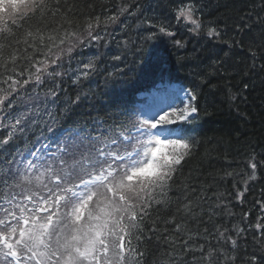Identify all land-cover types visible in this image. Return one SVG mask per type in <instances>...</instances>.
I'll list each match as a JSON object with an SVG mask.
<instances>
[{"label": "trees", "instance_id": "trees-1", "mask_svg": "<svg viewBox=\"0 0 264 264\" xmlns=\"http://www.w3.org/2000/svg\"><path fill=\"white\" fill-rule=\"evenodd\" d=\"M153 1L60 0L61 5L73 7L71 15L53 17L46 10V28L39 27L38 18H34L30 22L33 25L31 37L22 36L20 44L11 45L0 40L4 45L0 49V98L12 94L8 99L12 101L10 111H18V95L28 96L32 88L17 85L14 92L8 77L13 76L21 82L28 78V71L18 77L16 73L28 66L30 59L33 63L46 58L51 60L55 51L73 39V36L66 38V33H84L89 22L101 39L73 51L63 66L56 69L63 73L62 83L57 78L61 99L52 112L59 127L79 125L81 129L98 133L97 128L107 125L96 122L111 123L110 117L121 107L132 106L138 88L152 86L167 75L176 82L184 81L198 95V119L187 125L194 130L196 150L177 173L176 182L166 190V196H156L157 200L166 202L153 203L150 215L141 224L143 235L139 240L132 239L131 247L135 252H130L131 264L137 261L140 264H244L253 251L257 255L264 252V235L255 227L258 223L264 227L261 207L264 205V69H261L264 65V0H194L198 8L196 15L202 23L222 33L220 39L211 40L205 34L206 27L199 35H194L190 31L191 24L177 20L174 9L189 2L177 0L171 20L166 24L173 36L155 34L151 40L154 44L148 39L129 46L126 40L132 26H136L139 34L142 30L147 33L155 24L154 18L160 16L161 6ZM51 2L55 4L56 0ZM138 2L143 7L141 14L134 9ZM112 16H117L115 22L108 19ZM96 17H99L98 24ZM7 24L13 27L11 20ZM133 38L130 37V42L135 41ZM241 38L242 46L232 43ZM24 39L28 40L27 44L23 43ZM123 39L124 43H120ZM177 40L184 46L178 47ZM167 46L172 54L165 57L162 51ZM250 48L256 52L255 61ZM86 54H99L96 56L97 70L87 79L73 84L63 70L80 63ZM114 55H120L121 59L113 60ZM119 61L122 66L116 65ZM253 63L254 70L250 68ZM52 67L50 63L49 71ZM50 86L51 80L45 77V83L34 90L46 92ZM77 95L81 99L73 103ZM201 97L205 100L204 108L199 104ZM226 104L234 108L231 115H227ZM7 106V102L3 104V108ZM28 107V118L22 114L27 122L26 132L18 133L14 143L0 149V168L4 169L20 147L42 136V119L30 105ZM10 131L7 126L0 125V138ZM253 154L258 165L257 180L249 181L248 159ZM3 188L0 185V190ZM240 191H244L242 200L237 198ZM185 204L190 211H185ZM234 226L245 229L235 251L230 243L218 241L216 231L217 227L220 231L226 228L235 238ZM134 235H139V231ZM210 248L213 250L211 257L208 256ZM226 255L236 259L226 260Z\"/></svg>", "mask_w": 264, "mask_h": 264}, {"label": "snow or ice", "instance_id": "snow-or-ice-1", "mask_svg": "<svg viewBox=\"0 0 264 264\" xmlns=\"http://www.w3.org/2000/svg\"><path fill=\"white\" fill-rule=\"evenodd\" d=\"M46 10L48 15L55 17L71 15L73 7L61 5L60 0L55 4L51 0H0V24L4 25L0 27V40L11 45L20 44L22 36L31 37L33 25L30 22L34 18H38L39 27L46 28ZM174 11L177 20L183 19L192 25L190 31L194 35H199L206 27L205 34L210 40L221 38L218 28L205 26L196 15L198 8L194 0L181 4ZM108 19L115 22L117 16ZM9 20L13 27H8ZM96 21L98 24L99 17ZM157 31L174 35L164 23H159ZM154 35L152 33L148 39ZM72 36H75L74 32L66 33V38ZM100 39V34L94 32V25L89 22L88 42ZM23 43L27 44L28 40L24 39ZM80 43L84 45L83 41ZM175 43L178 47L184 46L179 40ZM232 43L242 46L244 41L241 38ZM3 47L0 44V49ZM249 51L255 61L256 52L251 48ZM72 52L73 48L69 47L66 54L71 57ZM96 56L80 63L74 73V84L97 70ZM112 58L121 59L120 55ZM12 61L15 63V55ZM51 64L54 67L49 71L47 58L35 63L30 59L28 66L16 73L18 77L28 71V78L21 82L13 76L8 77L12 91H16L17 85L21 88L25 85L39 87L47 77L51 80L47 96L55 103L60 90L57 78L61 83L63 78V74L56 70L63 66L62 56L51 60ZM255 67V63L250 66L253 70ZM80 99L81 96L77 95L73 103ZM197 100L194 89L176 88L171 80L161 79L158 85L140 97L139 107L125 105L110 117L111 123L97 121V124L107 125L96 129L97 136L91 135L90 131L84 134L79 128H67L58 133L54 127L56 117L47 112L49 120L44 122L43 141L28 148L27 156L17 150L7 162L8 168H0V185L5 187L19 186L17 180L28 184L35 181L41 185L44 177H48V184L43 185L47 195H39L36 199L33 198L35 193L25 195L26 204L13 203V195L0 203V264H31L33 261L35 264H112L108 253L113 248L120 264H124L126 244L127 251L135 252L131 247L132 239L139 240L143 235L141 224L150 215L153 203L166 202L157 200L156 196H166V190L176 182L177 173L196 150L194 130L187 125L199 111ZM6 102L12 103L7 97L0 98V104ZM26 129V118H17L8 135L0 138V149L14 143L17 134H24ZM45 133L56 137L55 145ZM257 166L255 154L249 156V181L257 180ZM244 191L237 193L238 199L242 200ZM261 207L264 210V205ZM16 209H19L18 214ZM184 209L191 210L188 204ZM180 227L178 224L177 230ZM255 227L264 235L261 224ZM137 231L139 235H134ZM216 231L218 241L230 243L235 251L245 229L234 226L235 238L226 228L220 231L217 227ZM212 255L210 248L208 256ZM225 259L234 261L236 257L226 255ZM244 264H264V252L257 255L253 251Z\"/></svg>", "mask_w": 264, "mask_h": 264}, {"label": "rangeland", "instance_id": "rangeland-1", "mask_svg": "<svg viewBox=\"0 0 264 264\" xmlns=\"http://www.w3.org/2000/svg\"><path fill=\"white\" fill-rule=\"evenodd\" d=\"M184 23H186V22L184 21ZM0 27H2V24H0ZM94 32H96V31L94 30ZM80 41H83L84 44H87V45H90L91 43H93V42H91V43L88 42V31H87L84 34H82V36L79 38V40H75V39L72 40V43L68 45V48L72 47L73 51H75V50L77 51V49H80V47L82 46ZM58 54L62 55L63 52L60 51ZM92 57H93V55L86 54L85 58L83 60L82 59L80 60V63L81 62H85L86 63ZM80 63H77L75 65V67L73 68V70L71 72V77L72 78H74V73L76 72V70H77L78 66L80 65ZM11 95H8L6 97L9 99L11 97ZM34 96L37 97V95H34ZM18 97L20 98L19 99V104H18L19 105L18 111L17 110L10 111V109L12 108V103L10 105L8 104V106L6 108H3V104H0V121L3 120L4 122H6L7 126H11L12 127V125L15 123V120L17 118L22 117V114H25L26 117L28 116L27 112H26V109L21 107L23 104H26V105H28V104L32 105L33 103L35 105L37 104V102L35 100H33L32 97L25 98L24 96H21V95H18ZM26 108L29 109L28 106ZM69 162H71V161H69ZM19 182H20V185H21V188L19 189V191H16V192L13 191L11 193V194H14L15 198H16V195L19 196V198L17 200L15 199L16 201L13 200V203L20 202V203L26 204L28 202L24 199L25 195H32L33 193L36 194L33 197L34 199H36L39 195H47V189L43 185L44 184H48V177H44L43 184H41V185H37L35 181H33L31 184H28L26 182H21V181H19ZM10 195H8V194L5 195V198L11 199L12 196H10ZM5 206L7 207L8 205H5ZM30 206L31 205H29V207ZM16 211H17V214H18L19 213V209H16ZM112 258H114V256ZM31 264H32V262H31Z\"/></svg>", "mask_w": 264, "mask_h": 264}, {"label": "bare ground", "instance_id": "bare-ground-1", "mask_svg": "<svg viewBox=\"0 0 264 264\" xmlns=\"http://www.w3.org/2000/svg\"><path fill=\"white\" fill-rule=\"evenodd\" d=\"M154 3H156V4H158V5H160L161 6V10H160V16L159 17H156V18H154V25L153 26H151L150 27V29H148V31H147V33L146 32H144L143 30H142V32H140V34H139V32L138 31H135V27L136 26H132L129 30V36L131 37V39H132V37L134 36V38L133 39H135V41H133V42H130V37L126 40L127 41V43H128V45L129 46H131L132 45V43L135 45V44H140V43H144L145 41H147L148 40V38H146L147 36L149 37L152 33H155V34H157V35H160L161 33H159L158 31H157V28H158V26H159V23H164V24H168L169 22H170V15L172 14L171 12L173 11V8H174V5L176 4L177 5V0H174V3H173V1H171V0H154L153 1ZM183 2H186V0H184ZM140 3L138 2L137 3V5H135L134 6V9H135V11L137 12V13H139V14H141L142 13V11H143V7L141 6V5H139ZM163 6H164V8H163ZM166 6H167V8H166ZM137 24V23H136ZM88 31V29L85 31V32H87ZM84 32V33H85ZM134 32H135V34L136 35H134ZM83 32L82 33H80V34H77V35H75V36H73L72 38L73 39H71V41L67 44V45H65L64 47H62V48H60L59 50H57V51H55L52 55H51V60H53V59H55L57 56H62V58H63V63L67 60V58L69 57L67 54H66V52H67V49H68V45L69 44H71L72 43V40H79V38L82 36V34H84ZM152 40V38L151 39H149V41H150V43H152V44H154V42H152L151 41ZM153 40H155V38H153ZM120 43H124V39L123 40H120L119 41ZM164 50L162 51V53H163V55H165V57L166 56H171V54H172V50H170V47H165V48H163ZM60 51H62L63 52V54L62 55H59L58 53L60 52ZM116 65L117 66H122L123 65V63L121 62V61H119V62H117L116 63ZM66 67H67V65H66ZM62 73V72H61ZM63 74V73H62ZM203 83V82H202ZM202 83H200L201 85H202ZM205 100L203 99V97H201V99H200V102H199V104H200V106L201 107H205V102H204ZM49 108H50V106H46L45 107V113L44 114H46L47 112H49ZM226 110H227V115H231L232 113H233V111H234V108L232 107V105L230 104V106L228 105V104H226ZM196 127V126H195ZM195 132H198V129L197 128H195ZM13 191H15V190H9V194H11ZM16 192V191H15Z\"/></svg>", "mask_w": 264, "mask_h": 264}]
</instances>
